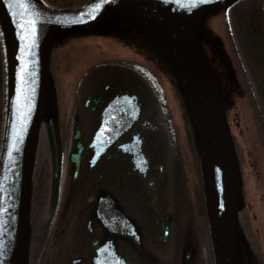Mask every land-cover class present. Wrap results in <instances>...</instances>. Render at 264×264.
<instances>
[{
  "label": "water",
  "instance_id": "95a60500",
  "mask_svg": "<svg viewBox=\"0 0 264 264\" xmlns=\"http://www.w3.org/2000/svg\"><path fill=\"white\" fill-rule=\"evenodd\" d=\"M237 1L239 0H200L189 10L184 6L187 0H91L78 9H54L42 0H0L7 103L6 137L2 148L4 152L0 158V222L6 220V224L11 226L2 247L5 251L0 256V264H17L14 251H17L18 245L23 241L21 233L26 213L25 198L38 145V120L43 112L46 114V128L53 152L55 179L59 173L56 113L46 67L54 43L59 37L69 33L106 30L114 19L111 13L115 7L135 9L132 6L141 7V13H147L151 17L149 19L172 32L175 55L194 109L202 145L211 197L216 264L225 262L224 248L222 249L224 242L231 238L232 250L234 243L238 241L236 208L240 200V175L219 86L201 48V37L204 17ZM97 4L100 6L96 7ZM31 19L36 21V36L30 57V76L24 82L23 91L18 92L17 70L23 63L19 57L31 40V37L21 39L18 33L23 34V30L19 25L28 24ZM217 49L228 66V58L220 44H217ZM45 98L46 107L43 106ZM110 103H137V98L135 95H123ZM21 113L26 117V123L23 124L22 136H18ZM133 114L135 117L132 118L121 116L118 123L105 120L104 130L106 128L113 135L119 132L114 135L116 138L125 130L113 132L111 127L118 125L120 128H130L139 117V109L134 107ZM100 144L102 142L96 143V146ZM54 185L56 188L57 184ZM54 193L56 194L55 190ZM3 230L1 229L0 236ZM231 252V260L234 262L230 264H236L235 250Z\"/></svg>",
  "mask_w": 264,
  "mask_h": 264
},
{
  "label": "rangeland",
  "instance_id": "374dc122",
  "mask_svg": "<svg viewBox=\"0 0 264 264\" xmlns=\"http://www.w3.org/2000/svg\"><path fill=\"white\" fill-rule=\"evenodd\" d=\"M45 1L53 7L69 8L79 7L88 0ZM130 15L132 16L131 11L126 8L119 12L115 20L118 28L114 29L118 32L111 30L105 35L79 32L56 42L50 54L53 61L51 69L56 86V102L59 106L84 103L85 95L98 90L103 79L120 78L122 84L140 95L141 103H146L147 112L150 113L151 109L159 112L152 122L158 125L165 139L162 144L167 149L170 171L187 174L193 180L198 178L204 181L201 145L189 97L177 66L171 34L156 29L152 31L150 27L154 36L150 34V39L137 42L136 33L133 39L125 32L119 33L120 30L125 31L128 28L126 21ZM145 25L149 27V24ZM150 25H154L152 21ZM116 34L119 39H112L111 36L116 37ZM138 38L144 37L138 35ZM216 43H220L227 53L231 71H228L221 60ZM201 45L224 94V103H228L227 120L232 128L231 134L236 141V147L238 150H244L241 151V172L244 168L245 188L253 194L252 196L259 197L264 192V0H242L231 10L209 13L204 20ZM158 55L170 63L171 71L166 72L159 67ZM62 117L63 112L60 111V121ZM43 135L46 137L44 129H40V136ZM255 136H260L259 146L258 141L253 140ZM45 146L40 138L39 163L40 159L45 157ZM36 166L35 163V168ZM37 170H34V175ZM38 181L36 177L33 178V186L37 187ZM181 181H184L183 175ZM245 188H242L243 201L247 202L249 197ZM43 190L45 188L37 192L41 201L46 199V192H42ZM36 191V188L30 190L33 194ZM196 193L198 194V190ZM195 197L197 205L193 210L189 205V214L183 217L182 226L185 228L192 224L194 229L195 213V218L200 221L197 230H194V237L201 242V250L204 253V250H208L205 235L207 209L202 206L200 197L196 194ZM261 215L264 216V213ZM42 238L40 252L29 261L30 264H59L57 246L50 235L46 233ZM252 238L257 239L255 230ZM203 257V263L198 259L194 264H210L208 253ZM166 260L168 264L173 262L171 255H168Z\"/></svg>",
  "mask_w": 264,
  "mask_h": 264
},
{
  "label": "flooded vegetation",
  "instance_id": "af4514ba",
  "mask_svg": "<svg viewBox=\"0 0 264 264\" xmlns=\"http://www.w3.org/2000/svg\"><path fill=\"white\" fill-rule=\"evenodd\" d=\"M5 82L0 36V142L6 120ZM121 93L134 91L118 79L105 78L98 90L85 95L84 103L70 106L71 113L67 112L65 123L59 130L61 152L57 200L52 205L54 171L48 148V153L38 164L40 179L33 194L36 203L32 205L31 213L41 225L34 220L32 233L41 235V238L46 233L50 235L57 246L59 264H95V250L111 238L116 251L126 255L132 264H166L168 255L164 250L167 248L172 253L173 247L176 249L181 244L186 249L180 256L181 261L194 264V242L197 241L194 229L192 224L185 228L182 226V219L189 214V205L194 200V192L193 197L189 195L187 199L181 193L180 196L175 194L179 191L176 172L169 169L167 149L161 142L163 134L152 122L159 112L152 109L147 112L146 103L140 102V120L134 128L116 137V141L105 150L102 145L100 148L91 145L106 107ZM126 107L121 103V109L117 107L115 111L122 110L128 115ZM57 118L60 122L59 110ZM102 150L103 153L99 154ZM44 188L42 192H46L47 209L45 200L41 201L40 194H37ZM106 198L109 200L105 201ZM243 206L238 210L240 240L243 241L239 264H264V216L261 215L264 206L259 209L256 226L251 218L241 213ZM115 207L132 221L138 233L142 227L149 228L147 235H139L142 242L139 251L143 252L145 259L140 258L130 238L110 236L104 229L99 210L111 211ZM180 227L184 229V239H181ZM254 230L257 239L252 238ZM150 247V253L145 251Z\"/></svg>",
  "mask_w": 264,
  "mask_h": 264
},
{
  "label": "bare ground",
  "instance_id": "6f19581e",
  "mask_svg": "<svg viewBox=\"0 0 264 264\" xmlns=\"http://www.w3.org/2000/svg\"><path fill=\"white\" fill-rule=\"evenodd\" d=\"M132 7H135V9H131L130 10L132 16L130 15V18L126 21V24H127L128 28L125 29V31L120 30L119 33L125 32V33H127V35H130L131 39H133V36L136 33L135 36H137L136 37V39H138L137 42H139V40L142 41L143 39L144 40L145 39H150V34L153 35L152 34L153 32L151 33V31H150V27L152 28V31L156 29L159 32H165L166 31V32H168L170 34L172 33L170 29H168V28L164 29L162 26L157 25L156 23H153L154 25H152V26L149 25V27L147 28L146 25H145L147 23L143 22V20L149 19L151 17H149V15L147 13L146 14L141 13L140 12V8L141 7L140 8L138 6L137 7L136 6H132ZM52 8L60 9V8L53 7V6H52ZM67 9H71V8L69 7ZM74 9H76V7H74ZM122 9H124V8L115 7L113 12L111 13V14H113V18L114 19H113L112 23L110 24V28H108L106 30L87 31V32L90 35H93L94 33H100L102 31L107 33V32H109L111 30H114L115 28H118L117 22H115V20H116V17L118 16L119 12H121ZM115 32H118V31L115 30ZM72 34L73 33H69L67 35H63V36L59 37L57 39V41H59L61 38H66L67 36L72 35ZM116 35H117L116 37L115 36H111L112 39H119L118 34H116ZM138 35H142L144 38H140L139 39ZM174 45L175 44L173 42V47H174ZM174 54H175V47H174ZM157 57H158V60H157L158 62L157 63L159 65V67H161L162 70H164L166 72L171 71L172 66L170 65V63L165 58H163V56L158 55ZM175 58L177 59L176 55H175ZM52 63H53L52 57H51V59L48 58L46 67H47V72L49 73V82H50V85L52 86V89H53L52 90L53 98H54L53 108H55L57 111L59 110V111L63 112L62 120L60 122H57V124H56L57 130H58V136L60 137V131L59 130L62 129V126L65 123L66 116L68 115L67 112L71 113L70 110H72V107H70V106L72 104H74V103H72L71 105L64 104L63 106H61V105L59 106L58 103H55L56 86H55V82H54L53 70L51 69ZM177 66L179 67V70H180V73H181V68H180V65L178 64V62H177ZM227 69H228V71H231L230 62H229V65L227 66ZM5 71H6V69H5ZM51 72H52V74H51ZM113 75H115V74H113ZM118 81L122 82V80H120V78L118 79ZM5 84H6V82H5ZM219 90H220L221 97H223L224 94H223L221 88H219ZM123 95H126V93L118 94V95L115 96V98L123 96ZM129 95H135L136 98H137V103L141 102V97H140V95L137 92H134V93L129 94ZM139 98H140V101H139ZM46 100L47 99L45 98L44 103H43V106H45V107H46ZM112 104H114V103H109L107 107L112 106ZM222 105H223V108L226 107L225 103H222ZM45 110H46V108H45ZM125 110L129 111V114L127 115L124 112L123 116L127 115L128 117L130 116V118L135 117L134 114L132 115L133 111H132V109L130 107L127 106L125 108ZM6 114H7V104H6ZM44 116H46V114L43 112L41 117H44ZM137 118H136L137 121L130 128H127V129H126V127H121L120 128L118 125H115V126L111 127V131L114 132V131H118V130H121V129H123L125 131L131 130L132 128H134V126L140 120L139 117H137ZM127 120H129V119H127ZM106 121L111 123V118L108 116L106 118ZM118 122L119 121H114V123H118ZM38 124L41 127L42 126L47 127L46 119H39L38 120ZM194 124H195L196 131L198 132L195 119H194ZM105 126H106V124H105L104 120H102L101 121V125H100L99 129L97 130V132L95 133V135L93 136L92 142H91V145L102 142V146H103L102 149H104V150L106 148H108L109 146H111L112 143L116 141V138L114 137L113 134L108 133L106 128L104 130ZM229 130H230V133H232V128H230ZM259 130L260 129H258V131ZM44 132H45V135L48 136L47 129L44 130ZM197 135H198V137H200L199 133ZM5 137H6V132H5V123H4L3 130H2V135H1V142H0V158H1L2 153L4 152V150L2 148H3ZM40 138H41V140L43 139V146H45L46 139H49V138L44 137V135L40 136V134H39L38 137H37V143L38 144H39ZM255 139H256V141H258L257 142V146H259L260 136L259 137H256V136L253 137V140H255ZM164 140L165 139L163 138V140H161V142L164 141ZM232 140H233V143H236L234 138H232ZM252 142H255V141H252ZM255 144L252 145L253 149H254ZM47 145H48V148L50 149L49 152L51 153L52 163H53V160H54L53 159V155H52L53 152L51 151L50 144L46 143V146H45L46 152H45V154L48 153ZM237 149L238 148H235V152H236ZM241 151L243 152L244 150L241 149L238 152V156H237L238 157V170L240 171L239 172V174H240V185H241L242 188H243V186L245 188L246 180H244L245 179V175L243 174L244 173V168H242V172H241V166L243 167V154H242ZM60 152H61V146L59 145V159H60ZM102 153H103V150L99 154H102ZM39 154L40 153H39L38 145H37L36 146L34 166H33L32 170H31V173H30L29 184L27 186V188H28L27 189V195H26V198H25V206H26L25 212L26 213L24 214V222H23L22 233H21L23 241H21L20 245H18L17 251H14V258L17 259V262H16L17 264H30L29 261H31V259H33V257L38 252H40V246H41V243L43 242V238L41 239V235L32 233V229H33L32 227H33L34 220H35L36 224H38V225H41V223H39V220L37 221V219H35V217H33V215L31 214L32 213V209H33V207H31V206L34 205V203H36V198H35V196H33V193L30 192V189L31 188H32V190L35 189L34 188L35 185L33 186V184H32V179L35 178V177L38 180L40 179V175H38L40 170L39 171L37 170L36 175L33 174L34 170H36V168L38 169ZM258 156H259V154H258ZM40 162H41V159H40ZM35 163L37 165L36 168H35ZM52 167H53V171H55L54 170V163L52 164ZM182 175H183L184 181H181V176ZM185 175H187V174H185ZM185 175L176 172V177L177 178L175 179V181L179 182V188H178L179 191H177L175 193L176 196H180V193H181L183 198L186 197V199H187V196H189V195H191V197H193L192 193L194 192V189H196V190H198V194L196 193V190H195L194 193L196 194V196H198V198L200 197V201H201L202 206L205 209H207V210H208V207H209V209H211V197H210L209 185H208V182L206 181V176H205V179L203 181V180H199L198 178L197 179L195 178L193 180L192 177L190 178V177H188V175L187 176H185ZM54 176H55V172H54ZM56 177H57L56 179L53 178V182H54V183L52 182L53 186H55L54 184H58V182L60 181V178H59L60 174L59 173L56 174ZM192 180H193V182H192ZM36 182H37V180L35 181V183ZM260 185L262 186V182L260 183ZM262 188H263V191H264V186H262ZM245 190L247 192L249 200L247 202H244L243 201V193H242V198L239 200V204L238 205H240V206L244 205L241 213L243 212L244 216L248 217L249 219L251 218L252 224H254L256 226L257 221L259 220V209L264 206V192H263V195H260L259 197H256V195L252 196L253 194L251 195L250 192L248 191V189L245 188ZM195 194H194V200L192 201V204H191L192 210L197 205ZM52 199L54 201L57 200V194H55L54 192H53V195H52ZM108 200H109V198L105 199V201H108ZM30 207H31V209H30ZM236 211H237V208H236ZM27 212H30V214L27 213ZM236 217H237V226H239V211H237ZM99 219H100V222L103 224L104 229L107 230V232L110 234V236L118 235V236H122L124 238H127V237L130 238V240H132L133 244L137 247L138 252L140 254V258L142 260L145 259L143 252L139 251L141 249V245H142V242L140 240V236L139 235H141V233L147 235L149 233V228L142 227L141 232L138 233L136 227L132 224V221L130 219H128V217L120 209H117L116 207L113 208L111 211H106V209H104V210L100 209L99 210ZM199 221H200V219H199ZM199 221H198V219L194 221V230H197L196 227H197ZM6 223H7L6 220H1V222H0V233H1V229H4L3 233H2V236H0V249H1L0 253H4V251H5V249L2 248V247L4 246V241L7 238V235H8V232H9L8 228H11V226L10 225L8 226ZM179 231H182V232H180V235H181V239H184V236H183L184 229H182L180 227ZM201 233L202 232L200 231V236L202 237ZM3 235H4V237H3ZM205 235H206V239H207V242H208V244H207L208 245V250H207V252H205V250H204V253H203V250H201V242H198V240L196 242H194V244L196 246L195 247L196 255L194 256V263L198 262V259L201 260V262L204 261V257L203 256H205L208 253V257L207 258H208L210 264H216L217 263V258L215 257L216 253H215V247H214L213 222H212V218H210V217H207ZM179 242H181V240H179ZM242 242L243 241L240 240V232H239V229H238V241H236L234 243V247L232 249V250H235L234 255L236 257L235 258V263L236 264H239L241 262V257H242V253H243ZM181 245H179V247L176 248V249H174V247H173L172 253H170L167 248L164 250L166 255H171L172 256L173 262L171 264H184V262L181 261V257L178 256V254L181 255L186 250L185 247H183ZM222 249H223V253H224V256H225V260H224L225 262H222V264H230L231 262H234L233 260H231V256L233 255V253L231 252L232 251L231 250V238H229L226 242H224ZM145 251L150 253V251H152V248L150 247L149 250L146 248ZM95 253H97L96 254L97 258L96 259L94 258L95 264H132L126 255L116 251V246L114 245V243L112 241V238L107 240L99 249H96ZM0 256H2V255L0 254ZM130 256H132V251L131 250H130ZM169 261H170V258H169ZM166 264H168L167 260H166Z\"/></svg>",
  "mask_w": 264,
  "mask_h": 264
},
{
  "label": "snow or ice",
  "instance_id": "6c2138e0",
  "mask_svg": "<svg viewBox=\"0 0 264 264\" xmlns=\"http://www.w3.org/2000/svg\"><path fill=\"white\" fill-rule=\"evenodd\" d=\"M183 2V0H182ZM200 0H187V3L184 4L185 7H188L190 10V7L195 6ZM100 5L97 4L96 7H99ZM19 27L23 30V34L18 33V35H21V39H27L28 37H31L30 43L26 45L24 49H22V54L19 57L23 63L20 67V69L17 70V78H18V92L23 91V85L27 77L30 76V70L29 66L31 65L32 61L30 59L32 55V48L35 45V36H36V21L35 19L29 20L28 24H20ZM30 28V31H29ZM30 110V109H29ZM21 116V127L19 131L17 132L18 136H22L23 134V124L26 123V117L23 116V114H20ZM15 146V145H14ZM18 150V149H17ZM2 254V253H0Z\"/></svg>",
  "mask_w": 264,
  "mask_h": 264
}]
</instances>
